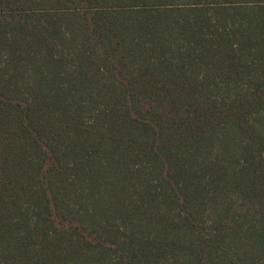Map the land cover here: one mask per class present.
<instances>
[{
    "label": "trees",
    "instance_id": "obj_1",
    "mask_svg": "<svg viewBox=\"0 0 264 264\" xmlns=\"http://www.w3.org/2000/svg\"><path fill=\"white\" fill-rule=\"evenodd\" d=\"M0 264H264V0H0Z\"/></svg>",
    "mask_w": 264,
    "mask_h": 264
}]
</instances>
